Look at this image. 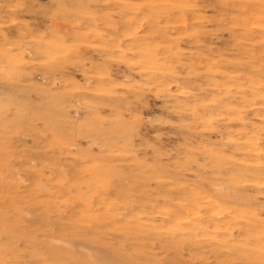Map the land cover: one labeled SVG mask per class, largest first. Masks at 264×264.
Wrapping results in <instances>:
<instances>
[{
	"label": "rangeland",
	"instance_id": "obj_1",
	"mask_svg": "<svg viewBox=\"0 0 264 264\" xmlns=\"http://www.w3.org/2000/svg\"><path fill=\"white\" fill-rule=\"evenodd\" d=\"M0 264H264V0H0Z\"/></svg>",
	"mask_w": 264,
	"mask_h": 264
}]
</instances>
